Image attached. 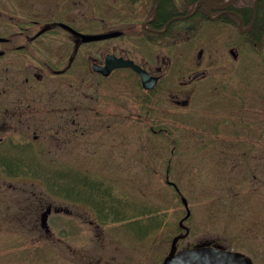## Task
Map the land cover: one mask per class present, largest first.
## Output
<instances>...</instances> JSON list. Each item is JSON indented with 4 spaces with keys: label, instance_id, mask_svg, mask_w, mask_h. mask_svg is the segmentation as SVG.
Segmentation results:
<instances>
[{
    "label": "rangeland",
    "instance_id": "rangeland-1",
    "mask_svg": "<svg viewBox=\"0 0 264 264\" xmlns=\"http://www.w3.org/2000/svg\"><path fill=\"white\" fill-rule=\"evenodd\" d=\"M17 1L0 0V10L15 7ZM92 1V12L100 17L106 0ZM205 29L202 47L207 77L194 85L186 107L170 103L168 96L159 98L160 89L146 105L147 97L139 95L135 76L125 70L117 75L123 90L121 104L116 103L120 108H106V116L94 108L113 104L109 98L113 81L101 84L93 74L75 73L46 77L42 82L31 79L27 84L24 76H0V125L15 101H40L47 108L39 116V126L30 132L23 127L4 133L7 143L0 146V155L9 150L5 146L31 144L26 154H32L35 171L55 168L101 181L130 218L100 221L99 216L108 212L102 207L97 211V205L89 203V192L77 204L56 197L42 200L40 179L9 178L0 167V264H162L186 216L181 197L190 211L185 224L190 235L179 241L178 250L216 244L245 254L254 264H264V62L251 45L235 63L224 48L216 56L212 45L216 31L212 25ZM219 34L225 41L244 39L236 30ZM125 44L131 53L137 52L131 42ZM195 46L170 49L172 69L165 86L172 92L171 101L182 100L176 87L184 75L179 70L194 56ZM99 50L94 48L92 53ZM160 52L153 50V58ZM86 80L91 84L86 95L98 102H90L89 133H84L81 116L66 142L64 133L55 132L58 120L50 104L83 102ZM113 116L119 117L118 124ZM59 125L66 127L60 121ZM32 156L26 158L29 163ZM49 205L68 207L60 210L62 214L50 215L52 238L40 228V215Z\"/></svg>",
    "mask_w": 264,
    "mask_h": 264
},
{
    "label": "flooded vegetation",
    "instance_id": "flooded-vegetation-1",
    "mask_svg": "<svg viewBox=\"0 0 264 264\" xmlns=\"http://www.w3.org/2000/svg\"><path fill=\"white\" fill-rule=\"evenodd\" d=\"M102 4L104 8L100 17L92 12H95V3L92 0H19L15 7L3 6L0 10V29L4 32L3 36H0V76H24L27 84L32 82L31 79L42 82L46 77H72L75 73L88 77L93 74L101 84L113 81L111 86H106L112 87L109 98L115 106L111 107L113 104L105 103L94 108L100 116H106V108L116 109L121 104L123 90L117 75L124 70L135 76L139 95L147 97L144 98L146 105L150 106L151 100L157 94L155 92L160 89L162 96L159 98L168 96L170 103L180 107L188 106L194 85L207 77L208 65L204 64L202 45L206 36L203 32L209 25L216 31L212 42L215 55L219 57L222 48L227 58L231 56V52H235L236 59L232 56L235 63L244 48L250 45L248 35L256 23H259L262 27L260 55L264 62V0L257 5L256 17L254 0H237L228 8L211 12L200 0H106V3ZM251 7L252 22L245 25L240 14L250 11ZM236 21L237 25L234 23ZM249 28V32L245 31ZM222 30H227L228 34L236 30L244 39L239 43L229 38L225 41L219 34ZM79 35L111 37L84 43ZM126 41L131 42L134 48L138 49L137 52L131 53L125 44ZM193 43H196L192 50L194 56L187 66L179 70L184 75L176 84L181 91L182 100L171 101L172 92L165 86L172 69L173 56L170 49ZM98 47V54H93L92 49L96 50ZM155 49L162 52L153 58L152 51ZM108 56L131 60L149 75L159 78L158 85L151 91L144 90L139 76L129 68L114 70L108 77L101 76L94 71V66L103 67ZM182 56L183 53H180L179 58ZM199 74L203 75L194 79ZM86 91H91L88 81L85 95ZM92 99L90 94H87L83 102L71 99L68 102L56 101L50 104L55 106L56 121L58 120L55 123V132L64 133V141L69 142L70 136L75 133L73 128L77 126L81 116L85 120L84 133H89L88 121L93 110L90 102L98 104L97 99ZM45 110L47 108L42 106L40 101H15L12 110L6 113V118L2 120L0 136L23 127L30 132L39 126V116ZM59 121L66 127L59 128ZM112 121L118 124L119 117L113 116ZM33 141H39L36 134Z\"/></svg>",
    "mask_w": 264,
    "mask_h": 264
},
{
    "label": "trees",
    "instance_id": "trees-1",
    "mask_svg": "<svg viewBox=\"0 0 264 264\" xmlns=\"http://www.w3.org/2000/svg\"><path fill=\"white\" fill-rule=\"evenodd\" d=\"M250 11H246L243 14H240L245 25H250L253 18V8H250ZM237 25V21L234 22ZM261 30L262 27L259 23H256L255 27L251 30L248 35V40L250 43L260 48V38H261ZM0 167L4 170L6 175L9 178L18 179V178H28V179H40L45 186V190L49 195H60L64 194L66 198L73 199L76 201L81 200V195L84 192L90 193L89 203H95L97 205L96 208L103 207V209L107 210V216L114 217L116 222L127 220L125 214L120 211L119 202H117L112 194L110 187L104 189L103 183L101 181L88 179L86 177L83 178L80 174H71L70 172H57L56 169H47L43 172H35L31 169H28L26 165H23L21 159L19 157L15 158H6L3 157L0 159ZM76 183L77 186L81 187V189H77V186L74 189L70 186L71 183ZM78 190V191H77ZM74 191V195L72 194ZM106 203V207L101 206L98 203L103 200ZM102 209V211H103ZM106 218H102L101 221L104 222Z\"/></svg>",
    "mask_w": 264,
    "mask_h": 264
},
{
    "label": "water",
    "instance_id": "water-1",
    "mask_svg": "<svg viewBox=\"0 0 264 264\" xmlns=\"http://www.w3.org/2000/svg\"><path fill=\"white\" fill-rule=\"evenodd\" d=\"M237 0H228L215 4L212 0H200V3L204 4L209 12L219 11L233 5ZM259 0H255V14L256 8ZM243 32V30H241ZM84 42H93L100 41L107 38H110V35L102 36H82ZM115 36V35H114ZM234 58H236V53L232 52ZM130 68L134 70L139 76L142 82V86L146 90L153 89L159 78L150 76L147 72L142 70L134 62L117 59L115 57L109 56L106 59L104 67L94 66V71L107 77L116 69ZM201 75L196 76L195 78L200 77ZM185 207L188 209L187 202L183 200ZM49 214V213H48ZM48 214L43 218L42 225L43 227L47 226ZM189 216V212H188ZM187 216V217H188ZM188 235V232L185 236L176 237L171 245V250L167 258L164 260L163 264H252L251 260L246 256L239 253H232L222 249L215 248H198L193 250H186L177 253V243L180 239L185 238Z\"/></svg>",
    "mask_w": 264,
    "mask_h": 264
},
{
    "label": "bare ground",
    "instance_id": "bare-ground-1",
    "mask_svg": "<svg viewBox=\"0 0 264 264\" xmlns=\"http://www.w3.org/2000/svg\"><path fill=\"white\" fill-rule=\"evenodd\" d=\"M214 2H220V1H222V0H213Z\"/></svg>",
    "mask_w": 264,
    "mask_h": 264
}]
</instances>
